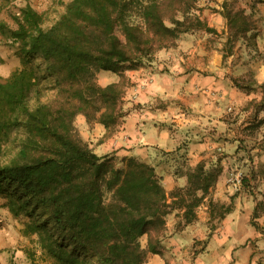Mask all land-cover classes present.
<instances>
[{"label":"trees","instance_id":"trees-1","mask_svg":"<svg viewBox=\"0 0 264 264\" xmlns=\"http://www.w3.org/2000/svg\"><path fill=\"white\" fill-rule=\"evenodd\" d=\"M59 4L49 25L45 12L22 7L11 30L21 66L0 77V206L22 219L24 235L36 237L41 262L30 252L31 264H145L148 252H158L168 195L192 220L222 168L183 165L175 174L187 184L167 193L149 163L97 154L75 120L83 115L89 125L102 124L109 137L126 114L125 71L175 46L182 33L210 28L195 13L197 0ZM223 12L232 37L245 39L264 64L257 10ZM100 71L116 80L100 84Z\"/></svg>","mask_w":264,"mask_h":264},{"label":"crops","instance_id":"crops-1","mask_svg":"<svg viewBox=\"0 0 264 264\" xmlns=\"http://www.w3.org/2000/svg\"><path fill=\"white\" fill-rule=\"evenodd\" d=\"M41 1L52 2L0 0L1 78L21 66L11 33L16 17L26 5L40 12ZM255 1L197 0L195 13L210 30L182 33L175 46L159 50L146 65L125 71L132 85L126 88V114L117 129L105 138L102 124L89 125L83 115L79 119V136L97 154L133 156L149 163L167 193L187 184L186 176L175 174L183 165L202 162L222 168L195 208L194 219L168 195L158 252H148L145 264H264V64L252 60L255 51L245 39L232 37L223 12L224 8L248 12ZM100 72L107 78L100 84L116 80L108 79V71ZM246 74L253 75L248 84L234 81ZM234 171L243 174L239 188L228 182ZM216 204L221 206L219 214ZM22 228V219L0 206V264H31L33 257L40 261L36 237L24 235ZM146 246L145 235L142 247Z\"/></svg>","mask_w":264,"mask_h":264},{"label":"rangeland","instance_id":"rangeland-1","mask_svg":"<svg viewBox=\"0 0 264 264\" xmlns=\"http://www.w3.org/2000/svg\"><path fill=\"white\" fill-rule=\"evenodd\" d=\"M60 1H62V0H52V2L41 1V3H39L40 6L42 7L41 11L46 13L44 25H49L58 16L59 12L63 9V6H61V4H59ZM256 1L254 2V4L253 3L250 4V7H251L250 10L252 9V7H254L257 10V13L254 16V21H255L254 25L256 26V28L259 30V33H260V43H258L259 51H262L260 53H264V4H263V1L259 0V2L261 4H260V6H258L256 4ZM227 50H231L230 43H229V45H227ZM256 56H257V52L255 51L253 53L252 60L260 59L259 57H256ZM101 74L103 75V72H100L99 74H97V80H98L99 83H103V82L107 81V78L106 77H101ZM108 75H109L108 79L113 77L111 72H109ZM251 79H253V75L246 74L245 77H243L242 75H240V76L237 75L236 78L234 79V81L238 85H244V84L246 85V84H248L250 82ZM131 85H132V82H131ZM263 99H264V97H263ZM81 117H82L81 115H78L76 117V120H75V125H76V128H77L78 134L80 133V121H79V119ZM116 129H117V127H116ZM84 142H86V141H84ZM215 210H216V212L218 214L222 212L221 211V206L219 204L215 205ZM140 244H141V246L145 245V236H143L140 239Z\"/></svg>","mask_w":264,"mask_h":264},{"label":"built area","instance_id":"built-area-1","mask_svg":"<svg viewBox=\"0 0 264 264\" xmlns=\"http://www.w3.org/2000/svg\"><path fill=\"white\" fill-rule=\"evenodd\" d=\"M243 174L240 171H234L229 173L228 182L233 185L235 188H239L242 185Z\"/></svg>","mask_w":264,"mask_h":264}]
</instances>
